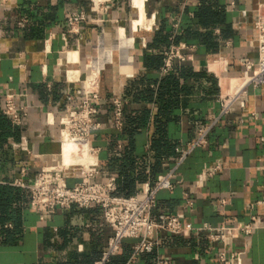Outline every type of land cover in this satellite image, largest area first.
<instances>
[{
	"label": "crops",
	"instance_id": "0c3cea01",
	"mask_svg": "<svg viewBox=\"0 0 264 264\" xmlns=\"http://www.w3.org/2000/svg\"><path fill=\"white\" fill-rule=\"evenodd\" d=\"M262 1L144 0L141 17L133 0H6L0 5V90L3 101L6 93L15 95L20 120L12 124L19 126L21 137L0 146V183L17 186L14 180L22 167L27 169L25 180L31 181L44 168L60 166V117L67 105L81 101L87 64L96 62L86 81L90 89L102 66L99 127L91 135L99 149L96 180L123 178V156L132 142L130 173L147 176L137 182L138 191L174 168L177 156L169 154L162 158L164 169L151 172L158 166L151 147L157 125L165 126L167 140L178 142V152L218 115V97L241 81L244 59L258 56L254 20ZM73 9L103 22L87 21L77 32H68L67 16ZM136 21L143 26L136 28ZM121 34L130 43L128 63L116 45ZM178 36L190 45L187 58L172 63L168 73L174 76L165 83L169 91L160 97L159 86L167 75L159 68L158 54ZM248 90L245 106L236 104L211 129L208 145L194 149L176 166L182 182L158 193L152 217L184 211L190 234L157 230L153 250L134 262L130 258L138 238H126L108 264H157L159 257L171 264H223L222 252H241L242 264H264V84ZM116 98L125 103L121 125L115 122ZM144 116L146 123L131 141L128 121ZM216 164L215 173L199 179ZM65 175L72 185L82 171L70 168ZM185 192L193 200L191 207L184 206ZM28 198L21 237L15 243H3L0 237V264H95L100 259L113 235L101 206L74 204L42 218L30 206L29 191ZM220 199L228 202L223 205ZM252 217L258 222L252 234H236L225 242L212 243L208 233L195 230L203 223L241 225Z\"/></svg>",
	"mask_w": 264,
	"mask_h": 264
},
{
	"label": "built area",
	"instance_id": "2783aa9c",
	"mask_svg": "<svg viewBox=\"0 0 264 264\" xmlns=\"http://www.w3.org/2000/svg\"><path fill=\"white\" fill-rule=\"evenodd\" d=\"M5 1L0 0V5L4 4ZM93 8L95 7L93 6ZM87 21L100 24L103 22L95 19L90 12L83 9L69 11L67 16L68 32H77L79 25ZM19 24L23 26L24 20H21ZM254 26L257 30L256 48L258 56L256 59H244L242 64L245 72L241 81L233 86L230 93L218 97V115L211 117L209 124L200 127L195 138L185 147L177 149L178 157L174 168L158 175L153 182L144 183L140 191L129 197L113 194L116 189L114 177H109L103 181L96 180L99 173V149L92 145L91 135L99 127L96 115L100 104L99 78L102 66L98 67L97 76H95L91 89H88L86 81L89 75L95 71L93 65L96 64L88 63L90 71L82 82L81 101L77 104L67 105L60 117V143L62 146L63 142L70 140L80 147H86L94 156L95 163L90 164V167L83 163H80L81 165L73 163L47 167L39 171L31 181L25 180L27 169L22 167L20 175L14 180V183L28 189L31 208L43 218L46 213H54L74 204L80 207L101 206L104 221L113 228V235L109 238L106 249L100 259L95 261V264H106L111 256L120 250L126 238H138L130 258V261L134 262L142 253L153 250L157 244L155 239L157 230H164L177 235H189L192 228L184 221V211L163 214L159 219L152 217V211L157 205L158 193L161 190H173L177 183L182 182L181 178H177L176 166L194 149L208 145L211 129L223 116L228 115L236 104L241 107L245 106L250 86L258 87L264 84V0L257 6ZM149 27L151 28V26ZM189 47L190 45L186 42L171 43L166 47L162 73H167L174 61L186 60L185 50ZM68 99H72V96H69ZM113 104L115 106V122L117 125H121L122 101L116 98L113 99ZM3 112L14 123L19 122L20 109L15 104L14 93H6ZM70 168L82 171L80 179L72 185L68 184L65 175V171ZM218 168V164L211 166L206 173L200 175L199 179L202 180L206 175L215 173ZM184 194L186 196L184 206H193V200L187 192ZM219 202L224 205L228 201L227 199H220ZM257 228V219L252 217L251 221L241 225L221 224L213 226L210 223H203L201 226L195 227V230L208 233L210 241L214 243L225 242L228 237L236 234L250 235ZM241 254V252H237L228 255L222 252L219 259L223 264H242ZM157 264H171V261L167 257H159Z\"/></svg>",
	"mask_w": 264,
	"mask_h": 264
},
{
	"label": "trees",
	"instance_id": "16d2710c",
	"mask_svg": "<svg viewBox=\"0 0 264 264\" xmlns=\"http://www.w3.org/2000/svg\"><path fill=\"white\" fill-rule=\"evenodd\" d=\"M179 36L177 37V41L175 43H179ZM168 40V39H167ZM167 42V41H166ZM171 43L167 42L163 49L160 50L158 54L159 68L162 70L164 65V49L168 47ZM169 72V71H168ZM166 73L165 76L160 83L159 95H162L169 91V88H165V83H169L172 80L173 74ZM169 74V75H168ZM149 98L152 97L153 91L150 89ZM158 95V96H159ZM137 100V99H135ZM3 105L4 101L1 95L0 90V146L7 142L10 138H14L15 140H19L21 137V130L19 126H15L12 124V120L3 113ZM125 107V103H122V114L123 109ZM158 122V121H157ZM146 123V117L144 116L141 120L130 119L128 121L129 127L128 132L131 135V141L136 132ZM156 134L151 139V147L155 151L156 164L158 166L152 168V174L155 175L157 171L163 170V157L169 156L170 158L178 157V152H176L175 147L178 145L177 141H169L166 137V128L157 125ZM170 151H168V149ZM133 154V142L129 150H127L123 156L124 165L122 168L123 178H116V189L113 191L114 195L129 197L134 195L138 191L137 182H143L146 180V174L135 176L130 172L132 170V157ZM154 181V180H153ZM152 181V182H153ZM142 189V188H141ZM29 201L28 198V189L21 186H13L9 184L0 183V237L3 239V243H15L18 238L21 237L23 233V209L26 207ZM25 206V207H24ZM12 222L13 227L7 228L5 227V223ZM111 260V258H110ZM110 260L106 263L108 264Z\"/></svg>",
	"mask_w": 264,
	"mask_h": 264
},
{
	"label": "bare ground",
	"instance_id": "6f19581e",
	"mask_svg": "<svg viewBox=\"0 0 264 264\" xmlns=\"http://www.w3.org/2000/svg\"><path fill=\"white\" fill-rule=\"evenodd\" d=\"M134 1V3H135V5L140 9V11H141V14L140 15H142L141 17H144L143 15H144V0H133ZM143 19V18H142ZM141 19V20H142ZM143 21H145V18H144V20ZM142 23L143 22H141V21H136V28L137 27H141V25H142ZM145 23V22H144ZM150 24V23H149ZM143 26V25H142ZM123 28V27H122ZM123 30V29H122ZM124 31V30H123ZM123 31H121V33L123 32ZM124 34V33H123ZM122 35V34H121ZM127 37L125 36L124 37V35H122V37H121V39H120V41L118 42V43H116V45H117V48L119 49V51H120V53H121V58L125 61V63H128L129 62V58H128V55H127V48H128V46H129V39L127 40L126 39ZM132 39V38H131ZM132 41V40H131ZM101 43V42H100ZM110 51V50H109ZM72 53V52H71ZM110 54V53H109ZM77 55V54H76ZM76 55H73V53H72V56L74 57V56H76ZM107 55V54H106ZM102 58H97L98 60L99 59H103V52H102ZM110 56V55H109ZM76 58V57H75ZM107 58H109V57H107ZM97 59H96V61H97ZM111 60V59H110ZM72 61V60H71ZM103 61V60H102ZM101 63V62H100ZM96 64H97V62H96ZM98 65H100V64H98ZM97 67V66H96ZM71 68H73V67H71ZM77 70V69H76ZM124 70V69H123ZM76 72V71H75ZM74 72V73H75ZM74 73H73V76H74ZM93 73H95V72H93ZM72 76V75H71ZM93 78V77H92ZM91 78V79H92ZM91 79H90V81L89 82H91ZM93 80H94V78H93ZM92 80V81H93ZM89 85V83L87 84V86ZM92 85H90V87H91ZM89 87V86H88ZM89 89V88H88ZM91 89V88H90ZM65 148H68L69 149V151L71 150L72 151V154H73V152L76 154L75 156L76 157H73V161H81V162H83L84 164H87V166L88 167H90V164H93V163H95L94 161H95V158H94V156L89 152V150L86 148V147H80L79 145H77V144H74V143H72L70 140H66V142H63V144H62V146H61V152H62V154L61 155H63V153H64V150L66 151L67 149H65ZM68 151V150H67ZM68 151V152H69ZM60 152V153H61ZM69 153H71V152H69ZM60 155V154H59ZM65 155V154H64ZM67 155H68V153H67ZM70 155V154H69ZM63 157H66V155L65 156H63ZM65 159V158H64ZM66 160H67V158H66ZM65 160V161H66ZM60 161V160H59ZM68 161V160H67ZM66 161V162H67ZM63 163V162H62ZM64 164V163H63ZM66 164H68V162L67 163H65L64 165H66ZM61 165V164H60Z\"/></svg>",
	"mask_w": 264,
	"mask_h": 264
},
{
	"label": "rangeland",
	"instance_id": "374dc122",
	"mask_svg": "<svg viewBox=\"0 0 264 264\" xmlns=\"http://www.w3.org/2000/svg\"><path fill=\"white\" fill-rule=\"evenodd\" d=\"M101 73V72H100ZM100 84V83H99ZM100 88V87H99ZM65 149H67L68 151H69V149L68 148H65ZM65 151L64 150V153H63V155H61L62 154V152L60 153V155H57L56 156V158H57V160H58V162L61 164V165H64L65 163H67L68 162V164H66V165H69V164H73V163H76L75 165H81L80 163H83V162H81V161H73V157H76L75 155V153L73 152V154H72V151L70 150L69 152H71V153H69L68 151ZM67 153H68V155H67ZM66 155V157H63V156H65ZM70 154V155H69ZM65 158V159H64ZM66 158H67V160H66ZM60 160V161H59ZM67 162H66V161ZM64 164H63V163ZM84 164V163H83ZM76 167H78V166H76Z\"/></svg>",
	"mask_w": 264,
	"mask_h": 264
}]
</instances>
